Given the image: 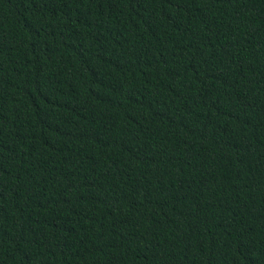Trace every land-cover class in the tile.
Wrapping results in <instances>:
<instances>
[{"label": "trees", "instance_id": "1", "mask_svg": "<svg viewBox=\"0 0 264 264\" xmlns=\"http://www.w3.org/2000/svg\"><path fill=\"white\" fill-rule=\"evenodd\" d=\"M0 264H264V0H0Z\"/></svg>", "mask_w": 264, "mask_h": 264}]
</instances>
